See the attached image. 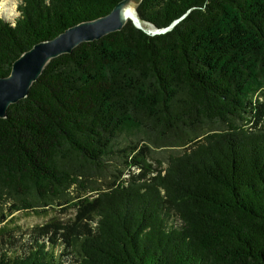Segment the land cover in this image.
Masks as SVG:
<instances>
[{"label": "trees", "instance_id": "trees-1", "mask_svg": "<svg viewBox=\"0 0 264 264\" xmlns=\"http://www.w3.org/2000/svg\"><path fill=\"white\" fill-rule=\"evenodd\" d=\"M16 1L0 17V77L119 0ZM136 11L172 25L127 20L79 43L0 117V264H264V0Z\"/></svg>", "mask_w": 264, "mask_h": 264}, {"label": "water", "instance_id": "water-1", "mask_svg": "<svg viewBox=\"0 0 264 264\" xmlns=\"http://www.w3.org/2000/svg\"><path fill=\"white\" fill-rule=\"evenodd\" d=\"M140 2L141 0H119L104 15L70 25L54 37L40 40L22 51L13 60L10 72L0 77V117L6 116L9 104L27 95L29 86L37 79L51 58L69 53L79 43L96 40L107 33L117 31L127 20L149 34L163 32L172 25L161 29L142 27L136 11ZM126 6L129 10L128 14L124 12Z\"/></svg>", "mask_w": 264, "mask_h": 264}, {"label": "rangeland", "instance_id": "rangeland-1", "mask_svg": "<svg viewBox=\"0 0 264 264\" xmlns=\"http://www.w3.org/2000/svg\"><path fill=\"white\" fill-rule=\"evenodd\" d=\"M11 4H16V0H9ZM3 15L0 12V17ZM165 153L163 149H159L155 155H160ZM72 208H68L67 212L62 213L56 210H49L47 215L44 214H36L32 210L29 209H22V210H15L7 216V221L12 225H18L21 228L25 229L31 227L33 225L39 224L47 220L49 216L55 215L59 218H66L71 216Z\"/></svg>", "mask_w": 264, "mask_h": 264}, {"label": "bare ground", "instance_id": "bare-ground-1", "mask_svg": "<svg viewBox=\"0 0 264 264\" xmlns=\"http://www.w3.org/2000/svg\"><path fill=\"white\" fill-rule=\"evenodd\" d=\"M0 12L3 15V17L7 19H12L14 16H16V4L14 5L11 4L9 0H0ZM124 12L127 14L129 13V10H127V6L124 8ZM141 26L144 28L152 29V27L147 24L146 25L141 24Z\"/></svg>", "mask_w": 264, "mask_h": 264}]
</instances>
